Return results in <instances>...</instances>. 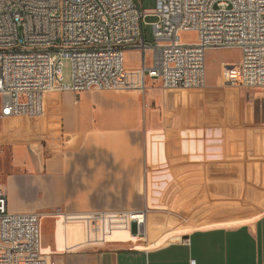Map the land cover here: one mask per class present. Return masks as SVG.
I'll use <instances>...</instances> for the list:
<instances>
[{
    "label": "crops",
    "instance_id": "obj_1",
    "mask_svg": "<svg viewBox=\"0 0 264 264\" xmlns=\"http://www.w3.org/2000/svg\"><path fill=\"white\" fill-rule=\"evenodd\" d=\"M222 50L203 87L55 91L43 120L0 119V186L9 211L41 213L43 255L264 264V87L233 85L242 55L229 69ZM144 64L151 50L126 51V68ZM142 209L146 234L128 216Z\"/></svg>",
    "mask_w": 264,
    "mask_h": 264
},
{
    "label": "built area",
    "instance_id": "obj_2",
    "mask_svg": "<svg viewBox=\"0 0 264 264\" xmlns=\"http://www.w3.org/2000/svg\"><path fill=\"white\" fill-rule=\"evenodd\" d=\"M149 16L156 18L151 45ZM183 31L197 32V40L183 42ZM134 48L144 61L151 50L153 66L126 68ZM210 49L240 50L231 83L264 87V0H156L151 12L142 0H0V119L44 116L46 95L55 91L145 89L147 77L165 89L203 87ZM134 211L129 219L146 234L148 210ZM40 220L39 212L9 211L0 186V264H57L42 254Z\"/></svg>",
    "mask_w": 264,
    "mask_h": 264
},
{
    "label": "rangeland",
    "instance_id": "obj_3",
    "mask_svg": "<svg viewBox=\"0 0 264 264\" xmlns=\"http://www.w3.org/2000/svg\"><path fill=\"white\" fill-rule=\"evenodd\" d=\"M142 7L147 12H151L156 7V0H142ZM155 20H156V18L154 16H149L146 20L147 23L145 24V34H146V42L148 45H151L153 40H154V30H153L152 23ZM181 40L185 43H193L197 40V32H195V31H183L181 33ZM213 53H215L214 56L217 57L220 61L221 60L228 61L229 69H231L233 67L232 62L239 60L241 57V52L237 49L214 51ZM151 57H150L149 65L151 63ZM229 62H230V64H229ZM71 68H72L71 61L69 59H66L64 62V70H65L64 71V77H65L66 82H70L72 79ZM45 116L46 115H44L42 117H30V116L22 115V116H17V117H23V118H27V119H33L34 118V119H38V120H43ZM129 211H133V210H129ZM129 215H130V212L128 213V216ZM129 221H130V219H129ZM41 224H42V221H41Z\"/></svg>",
    "mask_w": 264,
    "mask_h": 264
}]
</instances>
